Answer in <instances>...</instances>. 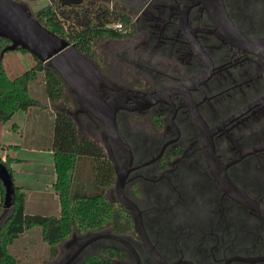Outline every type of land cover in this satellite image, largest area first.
I'll list each match as a JSON object with an SVG mask.
<instances>
[{
    "label": "flooded vegetation",
    "instance_id": "obj_1",
    "mask_svg": "<svg viewBox=\"0 0 264 264\" xmlns=\"http://www.w3.org/2000/svg\"><path fill=\"white\" fill-rule=\"evenodd\" d=\"M109 1L129 34L90 58L102 100L120 104L106 136L116 166L102 121L74 96L65 111L102 145L104 195L131 226L72 232L57 264L105 247L118 264H264V53L246 40L264 36V0Z\"/></svg>",
    "mask_w": 264,
    "mask_h": 264
},
{
    "label": "trees",
    "instance_id": "obj_2",
    "mask_svg": "<svg viewBox=\"0 0 264 264\" xmlns=\"http://www.w3.org/2000/svg\"><path fill=\"white\" fill-rule=\"evenodd\" d=\"M41 24L52 32L66 37L75 48L88 56L94 55L98 40L125 37L131 18L115 10L106 0L54 1L32 13ZM121 21L123 28L111 26ZM9 43L0 36V52ZM32 57L31 66L16 76H9L0 58V123H5L18 111H27L39 106L28 88L30 81L42 73L46 99L50 103H62L72 107L73 95L68 92L60 76L45 62L29 51L17 48ZM52 157L55 171L54 189L58 195V215L27 213L26 191L13 183L12 203L0 225V264H22L9 249L23 231L39 226L41 238L49 246V257L58 253V245L72 232L85 233L110 226L129 229V215L116 203L109 201L105 187L112 182L113 170L102 145L86 134H81L75 119L66 111H53ZM2 163L12 177L10 167L13 158L1 157ZM4 185L0 179V213L4 202ZM99 253H90L75 264H118L114 257L120 256L113 247L100 248Z\"/></svg>",
    "mask_w": 264,
    "mask_h": 264
},
{
    "label": "water",
    "instance_id": "obj_3",
    "mask_svg": "<svg viewBox=\"0 0 264 264\" xmlns=\"http://www.w3.org/2000/svg\"><path fill=\"white\" fill-rule=\"evenodd\" d=\"M221 11L223 13V10ZM0 36L9 40V43L2 48L0 58L6 50L26 49L60 76L66 88L76 98L78 103L76 112H90L102 121L104 145L109 159L116 166L106 136L117 135L115 112L120 104L116 99L108 103L102 100L101 83L106 80L98 72L92 58L77 50L66 37L52 32L41 24L24 0H0ZM246 40L257 51L264 53V36ZM221 178L224 179L223 176ZM0 179L5 188L3 208L0 213L2 216L6 210H9L13 194V180L2 163H0ZM116 187L121 190V180L117 181ZM120 202L130 211L135 228L143 236L137 207L123 197H120ZM77 262L78 260L69 258L63 264Z\"/></svg>",
    "mask_w": 264,
    "mask_h": 264
},
{
    "label": "crops",
    "instance_id": "obj_4",
    "mask_svg": "<svg viewBox=\"0 0 264 264\" xmlns=\"http://www.w3.org/2000/svg\"><path fill=\"white\" fill-rule=\"evenodd\" d=\"M46 104L52 118V109L48 102ZM31 110L15 113L24 120L23 124L22 121L21 124L17 121L13 124H9V121L0 123L1 157L3 160L7 156L14 159L10 164L13 183L22 186L26 191L25 211L29 205H43L42 208L47 210L46 212L51 210L58 215L60 205L54 189L55 171L52 157L53 123L51 134L43 147V135L34 125L38 117L29 116ZM27 119L26 126L24 122ZM6 134L8 136H5Z\"/></svg>",
    "mask_w": 264,
    "mask_h": 264
},
{
    "label": "rangeland",
    "instance_id": "obj_5",
    "mask_svg": "<svg viewBox=\"0 0 264 264\" xmlns=\"http://www.w3.org/2000/svg\"><path fill=\"white\" fill-rule=\"evenodd\" d=\"M24 1L28 4L31 12L35 13L38 9L42 8L43 6L57 0H24ZM61 1L76 2L78 0H61ZM106 1L109 5H111V2L109 0ZM112 6L115 10L128 14L127 12L122 10L119 6H116L115 4H112ZM108 39L109 38L98 40V42L93 47L95 52L94 55H98V56L100 55V51L101 49H103L102 47L103 43L105 40ZM2 63L4 65L7 74L13 77L22 73L24 70L28 69L31 66L32 57L29 53H22L20 50H9L4 53L2 57ZM42 76H43L42 73L39 72L37 78L30 81L28 84L30 94L36 99H38L39 102L38 103L39 106H33L30 108L32 110L29 111L30 112L29 116L32 117L37 115L38 120L36 124L34 123V125H36L38 127L37 129L39 130V132L42 133L43 135L42 143H43V147H45L46 145L45 143L51 134V127L53 123V119H52L53 117L51 118L52 114L50 113V110L48 109L46 103L48 102L49 107L53 111L55 110L65 111L67 109H70V107L63 105L62 103H50L46 99L45 87L41 81ZM68 92L71 93L69 90ZM15 121L21 124L20 122L22 121V119L18 115L14 114L10 118L9 124L16 123ZM24 123L27 126L28 119L25 120ZM80 133L85 134V131L84 132L80 131ZM5 136H8V134H6ZM42 206L40 207L39 205H29L26 211L32 212L34 214H44V215L56 214V212L55 213L51 212V210L46 212L47 210H44ZM7 211L8 210H6L2 214V216H0V225L3 219L5 218ZM40 230L41 228L39 226H33L32 228L23 231V233L11 245H9L10 251L15 255H17V257L20 259L22 264H57L63 259L64 253L60 251L57 253L56 256L52 258L49 257V246L47 243H45L42 240ZM98 251H99L98 248L92 251H88L84 255H81L79 259H82L83 256H86L89 253H99Z\"/></svg>",
    "mask_w": 264,
    "mask_h": 264
},
{
    "label": "built area",
    "instance_id": "obj_6",
    "mask_svg": "<svg viewBox=\"0 0 264 264\" xmlns=\"http://www.w3.org/2000/svg\"><path fill=\"white\" fill-rule=\"evenodd\" d=\"M111 26H112L113 28H116V29H122V28H123V25H122L121 21H115V22H113V23L111 24Z\"/></svg>",
    "mask_w": 264,
    "mask_h": 264
}]
</instances>
